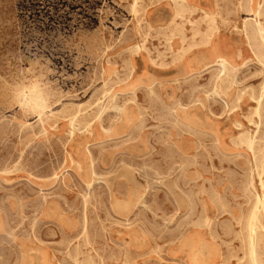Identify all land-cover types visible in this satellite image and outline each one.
<instances>
[{
	"label": "rangeland",
	"instance_id": "rangeland-1",
	"mask_svg": "<svg viewBox=\"0 0 264 264\" xmlns=\"http://www.w3.org/2000/svg\"><path fill=\"white\" fill-rule=\"evenodd\" d=\"M182 1L0 0V264H248L256 196L264 264V0Z\"/></svg>",
	"mask_w": 264,
	"mask_h": 264
},
{
	"label": "bare ground",
	"instance_id": "bare-ground-1",
	"mask_svg": "<svg viewBox=\"0 0 264 264\" xmlns=\"http://www.w3.org/2000/svg\"><path fill=\"white\" fill-rule=\"evenodd\" d=\"M176 1V0H175ZM182 1V0H181ZM184 1V0H183ZM182 1V2H183ZM181 2V3H182ZM185 2V1H184ZM175 3V5L177 6V4H176V2H174ZM186 3V2H185ZM252 3V2H251ZM186 5V4H185ZM179 6V5H178ZM187 7V6H186ZM190 7V6H189ZM194 7V6H193ZM174 8H176V7H174ZM188 8V7H187ZM250 8H251V6H250ZM178 9V8H177ZM193 9V8H192ZM180 10H181V8H180ZM199 10V9H198ZM198 10H196V11H198ZM184 11V10H183ZM194 11V10H193ZM136 12V11H135ZM181 12V14L183 13L182 11H180ZM191 12V11H190ZM251 12V11H250ZM177 13H178V11H177ZM185 13H186V11H185ZM184 13V14H185ZM208 13V12H207ZM259 13V12H258ZM180 14V15H181ZM177 15V14H176ZM179 15V14H178ZM212 15V14H211ZM217 15V14H216ZM184 17V16H183ZM176 18H178V16H176ZM148 19V18H147ZM216 22V21H215ZM255 26V25H254ZM261 26V25H260ZM217 27V26H216ZM258 27V26H257ZM256 28V27H255ZM261 29H262V27H260ZM258 29V28H257ZM256 29V30H257ZM264 30V29H263ZM262 30V32H264ZM259 32V31H258ZM180 33V32H179ZM217 33V32H216ZM254 33H255V31H254ZM175 34V33H174ZM255 35H257V33L255 34ZM254 34H253V36H255ZM213 37H214V35H213ZM260 37V36H259ZM251 39H252V36H251ZM256 40H254V43H256L257 44V41L255 42ZM259 42V41H258ZM230 43V42H229ZM264 45V44H263ZM209 46V45H208ZM259 46V45H258ZM257 46V47H258ZM256 47V46H255ZM257 47H256V49H257ZM260 48H261V46H260ZM259 47H258V49H260ZM139 49V48H138ZM258 52H260V50L258 51ZM260 54V53H259ZM264 55V54H263ZM263 55H262V57H263ZM259 58H261V55H260V57ZM184 60V59H183ZM218 61V60H217ZM260 61V60H259ZM220 63L219 64H221L222 65V67H223V70L224 71H226V63H225V61L224 60H220L219 61ZM262 62V61H261ZM263 62H264V60H263ZM230 67V66H229ZM225 75V74H224ZM226 76V75H225ZM222 80V79H221ZM254 93V92H253ZM43 95L42 94H40V92H39V90H37V89H34L33 90V92H32V94L30 95V99H29V102L36 108V109H44V101L46 100V99H44L43 97H42ZM97 106V105H96ZM98 108V107H97ZM7 115V114H6ZM242 140L245 142V144L247 145V148H249V149H253V144H254V138H252V137H250V136H247L246 134H242ZM243 142V143H244ZM241 143V142H240ZM264 156V155H263ZM262 159V158H261ZM260 161V160H259ZM260 162H262V161H260ZM259 162V164H261ZM262 165V164H261ZM261 165H260V167H261ZM259 167V168H260ZM264 167V166H263ZM156 177V176H155ZM264 180V179H263ZM262 185H263V182H262ZM256 198H257V200H256V203H257V206H255V208L253 209V211H252V213H250V217H248L249 218V220L250 221H247V222H249L248 223V236H249V241H248V254H247V256H248V264H261V262H260V260L258 259L259 257H258V255H259V253L257 254V242H256V240H257V238H258V236H257V238L255 239V233H256V230H257V223H258V217L260 216V213H262L261 212V203H262V199H261V197H257L256 196ZM260 204V205H259ZM264 204V203H263ZM263 209V208H262ZM262 222V221H261ZM259 230V229H258ZM261 230V229H260ZM261 232V231H260ZM262 233V232H261ZM263 234V233H262ZM259 241H262V240H259ZM259 246V245H258ZM182 247L184 248V250H185V252H187V255H188V257H189V259H190V262H191V264H215L219 259H220V253H219V251H218V249H216V248H212V247H206L205 249H206V253H204L203 251H201L200 249H198L197 247H192L191 245H189L187 242H183V244H182ZM204 248V247H203ZM222 254V253H221ZM261 258V257H260Z\"/></svg>",
	"mask_w": 264,
	"mask_h": 264
}]
</instances>
